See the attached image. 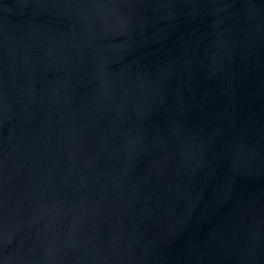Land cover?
Instances as JSON below:
<instances>
[{"label":"water","instance_id":"obj_1","mask_svg":"<svg viewBox=\"0 0 264 264\" xmlns=\"http://www.w3.org/2000/svg\"><path fill=\"white\" fill-rule=\"evenodd\" d=\"M0 264H264V0H0Z\"/></svg>","mask_w":264,"mask_h":264}]
</instances>
